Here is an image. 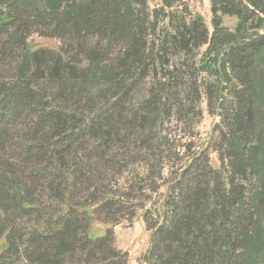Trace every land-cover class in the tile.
Segmentation results:
<instances>
[{
  "label": "trees",
  "instance_id": "1",
  "mask_svg": "<svg viewBox=\"0 0 264 264\" xmlns=\"http://www.w3.org/2000/svg\"><path fill=\"white\" fill-rule=\"evenodd\" d=\"M209 1L212 32L186 5L176 14L181 0H161L153 21L148 0H0V264H128L114 230L92 239L91 225L120 224L128 195L174 159L176 182L143 215L139 264H264V0ZM33 34L59 47L33 48ZM202 93L224 124L217 170L163 135L172 116L199 115ZM133 159L146 174L125 202L107 184ZM46 195L55 211L18 224L46 215Z\"/></svg>",
  "mask_w": 264,
  "mask_h": 264
},
{
  "label": "rangeland",
  "instance_id": "2",
  "mask_svg": "<svg viewBox=\"0 0 264 264\" xmlns=\"http://www.w3.org/2000/svg\"><path fill=\"white\" fill-rule=\"evenodd\" d=\"M180 5L182 6L180 7V9L177 11L176 14H181L183 12L184 5H186L189 9V12H192V14H199L203 17L206 26L212 32V12H211V4L209 0H181V2L178 3V6ZM161 6H162L161 0H148L147 13L150 15L152 21L154 20L155 10L157 9L159 10ZM185 18H188L187 14ZM237 24L238 21L234 18L226 17L224 19V27L231 32L235 30ZM166 25H167L166 22H164L162 28H165ZM29 42H31L33 48L36 49L40 47L57 49L60 44L59 41L57 40L45 39L39 36V34L31 35ZM205 50H207V47H204L199 53L196 51L197 57L196 59L193 60V63L195 64V68H197L198 60L205 53ZM207 81H210L212 83L213 79L206 74L199 75V83L204 84ZM201 92H202V88H201ZM212 98L213 97L211 95L207 93H202L201 100L197 104L199 115L194 116V118H192V121L188 122L190 123L189 125H186L187 123L186 124L181 123L179 119H177L175 116H172V118H170L169 121L165 122L164 125L165 131L163 132V135H168V137H170L169 138L171 140L170 145L174 146V150H176L178 147L179 148L178 150L181 151L182 148L185 146V144L189 142L194 143V147H195L194 151L196 152H201V150H207L209 154L210 167L213 170H217L220 169L221 155L217 149H214L213 147L214 139L212 137H217L219 135L220 138L221 132L224 131V124L222 122V118L218 115L217 107ZM232 100H233V96H227L228 103H230ZM88 115H89L88 120L92 119L93 115L91 114ZM89 154L90 155L94 154L92 158H95V156H97L96 152L88 153V155ZM162 166L163 167L161 168L160 174L158 175V173L155 172L154 178L145 187H143L144 188L143 192H141V190L139 191L138 189L133 190L135 187L131 186L134 192L132 193V195H128L130 199L128 200L127 206L129 207L131 206L130 208L132 209L127 210L126 215L119 220L120 224L116 226H112L94 221L91 225L90 237L92 239L102 237L107 228H112L114 230L116 236V245L124 253L128 254V264H139V259L142 258L149 249L150 233L147 230L143 220L144 213L149 210L151 211V213L156 212L155 210L157 206L160 203H162L163 199L166 197L165 193H166L167 185L171 183L173 180L176 182L177 176L180 173L177 172V174L175 175V172L178 171V169L181 166L180 163L177 162V160L175 159L169 162L168 164L165 163ZM144 167L145 166H143L139 162V160L133 159L128 163L127 167L123 168V170L120 173L118 174L113 173L114 174L113 178L115 180L114 183L112 184L108 182L107 185L109 187V190L112 189L114 193H117L116 196H119L118 198L122 197V195L124 194H127L126 193V190L128 189L127 181L132 176H138L139 179L143 177L146 174V169ZM139 192L141 193L142 196L139 195L140 194ZM247 194H248L249 206H250L251 205L250 187H249V192ZM76 196H77L76 197L77 204L79 205L80 203V205H82L83 208L95 204V200L88 199L85 191H76ZM100 198L102 197L100 196ZM141 198H144V200L141 201ZM125 200L126 198H124L123 201ZM53 204L56 203H54L50 199V197L46 195L41 199V205H42L41 208H43V210L44 208H46V215L41 217H37V215L25 217L23 218L22 222L18 224H22V223L26 224L27 222L34 224L38 218L42 219L45 216L46 217L50 216L51 213L55 211L53 210V208L55 207ZM131 204L136 205L133 206L135 209L132 207ZM141 206L144 207L142 208ZM81 209L82 208H80V206H77V211L78 210L82 211ZM133 212L135 214L131 218V214ZM1 244L4 243L0 241V245ZM242 254H244L243 251ZM258 264H262V263H258Z\"/></svg>",
  "mask_w": 264,
  "mask_h": 264
},
{
  "label": "bare ground",
  "instance_id": "3",
  "mask_svg": "<svg viewBox=\"0 0 264 264\" xmlns=\"http://www.w3.org/2000/svg\"><path fill=\"white\" fill-rule=\"evenodd\" d=\"M175 118V117H174ZM177 122V121H176ZM180 135V134H179Z\"/></svg>",
  "mask_w": 264,
  "mask_h": 264
}]
</instances>
